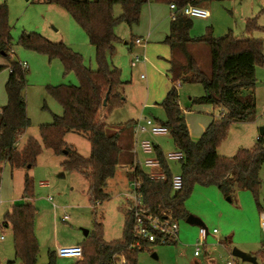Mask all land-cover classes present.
<instances>
[{
    "label": "trees",
    "instance_id": "16d2710c",
    "mask_svg": "<svg viewBox=\"0 0 264 264\" xmlns=\"http://www.w3.org/2000/svg\"><path fill=\"white\" fill-rule=\"evenodd\" d=\"M148 1L43 0L45 4L64 9L84 31L95 50L97 69H88L82 56L63 43H52L36 33L21 34L16 42L18 46L42 54L50 62L59 60L63 75L74 73L78 85L48 88V93L61 106L63 113L61 116H53L51 124L40 126L42 145L29 138L26 145L18 150L16 144L31 124L25 101L28 72L17 62L0 66V74L6 69L9 74L5 84L7 103L1 106L0 184L4 166L8 165L11 172L33 169L43 147L63 158L61 166L65 171L84 176L89 184L90 204L95 210L109 199L105 193L107 183L122 167L128 170L130 180H140L143 211L163 221H186L190 214L185 205L196 187L216 188L232 204L237 201L235 192H248L253 196L259 213L263 212L259 204L262 187L259 175L264 167V135L261 131L253 148H240L232 157L218 154V148L227 138L233 124L252 123L256 119V70L264 68L263 40L241 38L234 36L231 31L225 37L215 39L208 30L204 36L192 38L190 18L179 13L176 20L171 21L169 35L164 42L171 53L168 74L172 86L159 105L166 121L157 124L167 128L177 152L184 155L181 162H173L179 165L178 174L183 178L181 191L172 190L173 175L169 162L158 146L153 147L154 158L158 159L161 172L164 173L163 181L151 179L147 171L136 165L135 122L111 127L98 119L100 109L110 111L123 103L119 92L122 85L120 71L108 59L115 45L120 42L114 29L120 23L130 28L138 25L142 8ZM156 1L175 5L181 12L187 4L197 5L203 0ZM115 6L121 8L119 17L114 16ZM11 31L8 8L0 5V58L9 59L12 54ZM254 31L264 32V28L258 25L257 18L248 19L245 32L249 34ZM132 43L133 40L129 43L130 47ZM201 47L208 50L210 58L207 63L199 57L197 59L199 51H196ZM187 85H200L204 90V96L190 99L193 105H209L220 114L219 119L212 120L197 141L192 140L184 110L179 105L178 89ZM68 134H77L89 141L91 151L88 158L81 157L74 148L67 145L65 137ZM33 194L34 180L27 176L23 198L30 200ZM132 212H125L127 223L122 238L111 243L103 240L102 223L96 222L89 249L86 251L81 248L84 261H76L74 264H116L118 256L122 257L124 264H138V254L151 245L142 242L141 249L134 247L136 242L131 233ZM34 216V207L27 203L15 205L4 216L2 227H10L12 230L15 257L14 262L7 264H39L40 249L33 231ZM48 259L47 264H56V253L50 252Z\"/></svg>",
    "mask_w": 264,
    "mask_h": 264
},
{
    "label": "rangeland",
    "instance_id": "374dc122",
    "mask_svg": "<svg viewBox=\"0 0 264 264\" xmlns=\"http://www.w3.org/2000/svg\"><path fill=\"white\" fill-rule=\"evenodd\" d=\"M82 1V0H79ZM0 5H6L9 11V24L12 28V54L9 59L0 58V66H7L10 62L26 63L27 78L25 101L27 115L30 119V128L19 138L16 147L22 149L29 138H33L40 145V126L53 122V116H61V106L48 93L49 87L54 86H77L78 81L74 73L63 75V68L59 60L49 61L42 54L28 51L16 44L23 32L36 33L52 43H63L75 53L82 56L88 69L96 71L95 50L89 44L84 31L77 25L73 18L61 7L43 3V0H0ZM198 8L209 11L210 19L201 20L190 18L192 38L204 36L207 30L215 38L225 37L229 31L234 36L241 38L261 39L264 41V32H245L246 21L257 18L258 25L264 28V0H205L197 4ZM114 16L121 15V8L114 7ZM164 7L156 0H149L142 8L138 25L128 27L124 23L118 24L115 35L120 42L115 45L113 53L108 59L113 67L120 71L122 85L119 92L123 103L110 111L102 108L98 111V119L113 127L124 125L129 122L142 124L145 119L157 122L166 121L163 110L159 107L166 97V93L172 86L170 83L169 61L170 49L165 44L168 36L170 23L168 15H162ZM150 34L148 40L147 35ZM141 39L142 45H135L137 39ZM132 43L130 47L129 43ZM264 48V45H263ZM199 51V52H198ZM197 59L207 63L209 61L208 50L199 48ZM264 56V55H263ZM138 58L140 63H136ZM145 59V60H144ZM198 59V60H199ZM264 68L257 69V78L261 80ZM142 76L144 79H142ZM8 77V70L0 74V104L5 103L3 82ZM264 89L262 90V92ZM179 105L184 110L185 120L189 132L198 135L193 139H199L212 120L219 119V112L209 105H193L190 99L204 96V90L200 85H187L178 89ZM210 110V111H209ZM216 117H214V116ZM211 119V120H210ZM240 126L230 127L227 138L224 140L226 152L241 144V149H251L255 146L261 128H264V113L257 115L252 123H238ZM148 133L136 136L137 161L141 168L145 160L153 159L151 155H144L138 145L141 141H148L153 147H159L164 156L176 152V148L169 135L153 136ZM264 144V136H263ZM83 158H88L91 146L88 140L77 134H69L66 140ZM222 143V144H223ZM237 151H232L234 156ZM229 154V153H228ZM62 157L55 156L51 151L42 147L33 169H20L11 172L8 165L4 166L0 184V264L14 262L13 234L11 228H3L4 216L10 213L15 205L31 204L35 209L33 220L34 236L40 249L39 264H47L48 254L62 247H81L89 249L90 240L93 238L95 223H102L103 240L107 243L118 241L123 236L127 223L126 210H133V204L126 200V195L132 191L129 183L130 178L127 169L118 168L115 177L109 180L105 193L109 199L99 205L96 210L90 204L88 196L89 184L81 174L65 171L61 163ZM172 175L179 173V165L169 162ZM63 173L64 179L58 175ZM34 180V194L30 200L23 198L24 180L26 177ZM262 187L259 192V204L264 206V167L259 175ZM235 203H228L216 188L194 189L192 196L186 203V209L190 214L204 222V228H197L186 223L179 222V240L170 245H151L145 251L138 254V264H210L206 263L204 247L208 245L211 250L222 251L224 241L230 237L235 246L234 249L243 248L236 245L234 236L243 240L240 231L241 219L249 222V233L252 242L248 246L251 251L262 252L264 250V235L256 232L254 218L258 217V207L253 196L248 192H235ZM220 214L224 215L222 221L215 224ZM254 216V217H252ZM203 218H206L204 221ZM211 218V219H209ZM260 226V216L258 218ZM233 228L232 231H229ZM217 230L218 235L213 236L212 231ZM198 231L204 234L206 245L200 249V256L195 257L196 248L190 244L198 237ZM229 232V233H228ZM87 233V234H86ZM206 233V234H205ZM212 238L213 243H209ZM262 237V238H261ZM180 241V242H179ZM227 241V240H226ZM241 243V242H239ZM228 252V251H227ZM209 253V252H208ZM225 253V252H224ZM229 253V252H228ZM156 254L157 259L152 257ZM217 252L209 253L213 260ZM229 255H227L228 257ZM256 262H244L235 259L236 264H264V256H252ZM121 256H118L116 264H124ZM75 259H59L56 264H74ZM19 264V263H15Z\"/></svg>",
    "mask_w": 264,
    "mask_h": 264
},
{
    "label": "built area",
    "instance_id": "2783aa9c",
    "mask_svg": "<svg viewBox=\"0 0 264 264\" xmlns=\"http://www.w3.org/2000/svg\"><path fill=\"white\" fill-rule=\"evenodd\" d=\"M170 15L169 18L171 21H175L177 14H182L187 18L201 19L206 20L210 18V13L207 10L200 9L195 5H187L184 7L181 12H179L178 8L175 5H169ZM136 45H142L141 39H137L135 41ZM145 60V59H144ZM136 63H140V60L136 58ZM23 69L27 68L26 63H20ZM142 79L144 77L142 76ZM3 112L0 106V120L2 118ZM151 127L150 134L153 136H167L169 132L166 127H163L159 124L153 125L152 121L145 119V121L141 124H136L134 128V134L136 136L148 133L147 128ZM137 144V142H136ZM136 144L134 148L136 161H137V153H136ZM139 149L142 151L144 155H151L153 152V145L148 141H141L138 145ZM165 160L168 162H181L183 160L184 155L180 152L170 153L167 156H164ZM136 165L141 168L139 162H136ZM143 166L150 171L148 174L151 179L163 181L165 179L164 173L161 172L160 163L157 158L147 159L145 160ZM132 191L126 195L127 202L133 204V212H132V229L131 233L135 240V246L137 249H141V243L145 242L148 245H168L175 244L179 240V225L178 223H170L168 221H163L159 217L154 216L150 213H145L143 211V196L140 191L141 183L139 179H131L129 183ZM171 187L175 192L181 191L183 188V178L180 174L173 175L171 179ZM260 224L261 230L264 233V211L260 214ZM212 234H218L217 230H213ZM3 241V238H0ZM196 251L194 253L195 257L200 256V249L205 246V239H199L195 242ZM73 248V247H72ZM56 257L59 259H75L77 262L84 261V255L81 247L76 249H71L70 247H62L56 250ZM209 262V260H206ZM218 262L221 264H236L235 258L231 255L227 256H219Z\"/></svg>",
    "mask_w": 264,
    "mask_h": 264
},
{
    "label": "crops",
    "instance_id": "0c3cea01",
    "mask_svg": "<svg viewBox=\"0 0 264 264\" xmlns=\"http://www.w3.org/2000/svg\"><path fill=\"white\" fill-rule=\"evenodd\" d=\"M203 1H205V0H203ZM201 2V1H200ZM199 4V3H198ZM187 5H191V4H187ZM195 6H197V5H195ZM163 7H164V12H163V14L162 15H166V17H167V15H168V10H169V5H166V4H163ZM198 7V6H197ZM170 12V11H169ZM170 15V14H169ZM211 18V17H210ZM209 18V19H210ZM206 20H208V19H206ZM205 20V21H206ZM170 23H171V21H170ZM170 23H169V26H170ZM168 35H169V27H168ZM149 36H151L150 34H148L147 35V37H146V39L148 40V38H149ZM214 36V35H213ZM237 36H242V35H237ZM168 37V36H167ZM140 39V38H139ZM166 39V38H165ZM263 55H264V48H263ZM264 73V69H263V72H262V74ZM9 75V74H8ZM7 79H8V77H6L5 78V80H4V82H3V85H4V93H5V103L4 104H0V106H5L6 105V103H7V96H6V92H5V84H6V82H7ZM256 79H257V85H256V111H257V115H262V113H264V91L262 92V90L264 89V77H262L261 76V80L260 79H258L257 78V70H256ZM210 111V110H209ZM214 116V115H213ZM215 117V116H214ZM216 118V117H215ZM211 120V119H210ZM241 124H235L234 126H240ZM262 129V128H261ZM190 130V129H189ZM190 133V136H191V138H192V140L193 141H197V139H193L194 137H196V136H198V135H192L191 134V132H189ZM69 135V134H68ZM68 135L65 137V142H66V140L68 139ZM135 138V137H134ZM135 144H136V142L134 141V146H135ZM241 147H243V146H241V144H238L237 146H235V147H233V148H229V151H231V152H226L227 150L226 149H224V143L223 144H221V146L218 148V154L220 155V156H223V157H231L230 156V153H232V151H238ZM229 153V154H228ZM147 171V173H150V171L149 170H146ZM65 176V175H64ZM65 178V177H64ZM197 188V187H196ZM125 201V200H124ZM226 202H227V200H226ZM0 203H2V201H0ZM229 203V202H228ZM185 207H186V205H185ZM261 209H262V211H264V206L262 205V203H261ZM187 210V209H186ZM187 212L190 214V212L187 210ZM258 213H259V211H258ZM260 214L261 213H259L258 214V217H255L254 218V222H255V224H256V232L258 233V235L260 234V236L261 235H264V233L262 232V230L260 229V227H259V224H258V218H259V216H260ZM191 215V214H190ZM252 217H254V216H252ZM224 218V215L223 214H220V216H219V218H218V220H216L215 221V224H218V223H220L221 221H222V219ZM204 219V221L206 220V218H203ZM209 219H211V218H209ZM202 223H203V227H197V228H203V229H205L204 228V222L202 221ZM249 223H252V222H249V221H247V220H244V219H241V222H240V231H241V234L243 235V240H241V239H239V238H236L235 236H234V238H233V241H234V243L236 244V245H238V244H241L242 245V247L243 248H241L240 250L241 251H243L242 253L243 254H246V255H249L250 257H252V256H256L257 257V255H259L260 257H263L264 256V250H263V253L262 252H254V251H251V249L248 247L249 245H250V243L252 242V240H251V235H250V233H249ZM178 225H179V223H178ZM260 226H261V224H260ZM216 230V229H215ZM233 230V228H231L229 231H232ZM229 233V232H228ZM206 234V233H205ZM213 236H216V235H218V234H212ZM205 236H204V234H202L200 231H198V237L192 242V240H190L189 241V243L190 244H193V246L195 245V242L196 241H198L199 239L201 240V239H203ZM211 239H209V243H213V241H212V238L213 237H210ZM262 238V237H261ZM227 240V241H226ZM226 240H224V241H220V244H224V242L226 243V244H224L225 246H224V249H222V251H220V250H217V249H215L216 247H218L219 245L217 244L216 245V247L215 248H213L214 250H211L210 251V248L208 247V245L206 246V247H204V251H205V256H206V258H205V261L206 260H209V263L210 264H221V263H219L218 262V257L219 256H227V255H231V253H232V251L234 250V248H235V246L232 244V242L230 241V237L229 238H227ZM206 241L208 242V240H207V235H206V240H205V245L207 244L206 243ZM180 242V241H179ZM230 242V243H229ZM239 242H241V243H239ZM222 244V245H223ZM195 247V246H194ZM238 250V249H237ZM229 253H228V252ZM56 252V251H55ZM211 253V252H217V255H216V257L217 258H215V260H213L212 259V257H209L208 255H209V253ZM225 252V253H224ZM232 256V255H231ZM235 258V257H234ZM252 258H254V257H252ZM235 259H237V258H235ZM256 259V258H255ZM206 263H208L207 261H206Z\"/></svg>",
    "mask_w": 264,
    "mask_h": 264
},
{
    "label": "water",
    "instance_id": "95a60500",
    "mask_svg": "<svg viewBox=\"0 0 264 264\" xmlns=\"http://www.w3.org/2000/svg\"><path fill=\"white\" fill-rule=\"evenodd\" d=\"M104 106L106 105V101L104 102L103 104ZM261 133L262 135H264V128H262L261 130ZM58 177L60 179H64V174L63 173H60L58 175ZM227 202L230 203L229 199H227ZM186 223L189 224V225H192V226H197V227H203V223L196 217L190 215L187 219H186ZM87 234V233H86ZM231 255L239 260H242L244 262H250V263H254L256 262V259L255 258H252L250 257L249 255H246V254H243L242 252H240L239 250L237 249H234L231 253ZM152 257L154 259H157V256L156 254H153Z\"/></svg>",
    "mask_w": 264,
    "mask_h": 264
},
{
    "label": "bare ground",
    "instance_id": "6f19581e",
    "mask_svg": "<svg viewBox=\"0 0 264 264\" xmlns=\"http://www.w3.org/2000/svg\"><path fill=\"white\" fill-rule=\"evenodd\" d=\"M70 248H71V249H76L77 247H73V248H72V247H70Z\"/></svg>",
    "mask_w": 264,
    "mask_h": 264
}]
</instances>
